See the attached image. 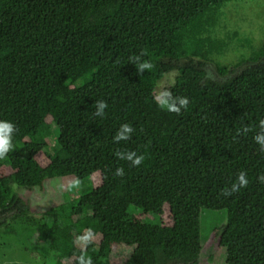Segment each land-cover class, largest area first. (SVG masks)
Instances as JSON below:
<instances>
[{
	"label": "trees",
	"instance_id": "16d2710c",
	"mask_svg": "<svg viewBox=\"0 0 264 264\" xmlns=\"http://www.w3.org/2000/svg\"><path fill=\"white\" fill-rule=\"evenodd\" d=\"M232 1L0 0V121L14 125L0 155L6 233L7 219L29 218L11 185L32 191L99 173L97 189L37 221L52 264H103L115 245L134 248L124 264H199L202 211L226 213L217 231L225 264H264V150L255 140L264 134V43L235 64L216 61L242 41L221 32ZM142 62L151 67L140 71ZM164 92L189 103L162 108ZM97 101L107 104L103 116ZM125 124L128 138L114 140ZM51 146L41 166L36 157ZM131 152L140 165L117 156ZM241 173L247 185L231 192ZM165 207L167 226L133 215Z\"/></svg>",
	"mask_w": 264,
	"mask_h": 264
},
{
	"label": "rangeland",
	"instance_id": "374dc122",
	"mask_svg": "<svg viewBox=\"0 0 264 264\" xmlns=\"http://www.w3.org/2000/svg\"><path fill=\"white\" fill-rule=\"evenodd\" d=\"M224 29L221 32H237L241 42H234L229 52L222 58H217L222 64L231 65L241 57H248L252 51L264 43V0H233L224 9ZM244 41H249L246 45ZM208 76L219 79L215 73V63L207 67ZM178 73L173 71L166 74L157 85V95L163 89L173 85ZM55 146L37 155L36 160L41 166L48 163L47 156L54 153ZM101 185L99 173L93 174L82 183L73 178H58L47 180L42 189L32 191L19 186L11 185V192L19 195L28 205V219L11 218L6 220V225L14 229L13 234L6 233L0 226V264H52V255L48 243H39L36 239V225L41 215L50 207L64 204L77 199L82 194H87ZM134 216L151 225H170L168 207L163 209L159 216H147L140 211H135ZM32 220V221H29ZM226 221L224 211H202L199 215L200 239L202 250L199 264H225V252L218 248L217 231ZM133 247L115 245L112 248L110 259L103 264H124L132 255Z\"/></svg>",
	"mask_w": 264,
	"mask_h": 264
},
{
	"label": "clouds",
	"instance_id": "9594fccd",
	"mask_svg": "<svg viewBox=\"0 0 264 264\" xmlns=\"http://www.w3.org/2000/svg\"><path fill=\"white\" fill-rule=\"evenodd\" d=\"M133 60L139 62V57H134ZM138 67L140 71L148 69L151 67V64L148 62L138 63ZM163 98L159 100L160 106L165 108L169 111L179 113L182 108H185L189 103L186 97H175L171 96V93L164 92L162 94ZM107 104L104 101H97L96 102V116H103L104 110L106 109ZM261 125L264 126V121H261ZM14 131V125L9 121H0V155L6 153L11 147V136L10 133ZM132 131L130 125H122L120 132L114 137V140L119 141L122 139H127L128 134ZM256 142L261 146V149L264 150V134L257 135L255 137ZM117 156L121 159H126L131 161L133 166L140 165L144 157L138 156L135 152L131 153H117ZM124 174L123 168H118L116 170L117 176H122ZM264 179V177H261ZM248 183L246 179V175L241 173L237 178V182L232 184L231 192L237 191L239 188L246 186ZM231 192H226V194H231Z\"/></svg>",
	"mask_w": 264,
	"mask_h": 264
}]
</instances>
